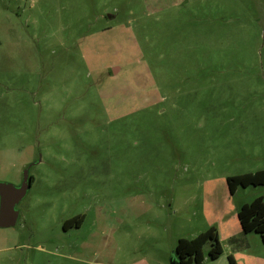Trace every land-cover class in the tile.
<instances>
[{"label": "rangeland", "instance_id": "obj_1", "mask_svg": "<svg viewBox=\"0 0 264 264\" xmlns=\"http://www.w3.org/2000/svg\"><path fill=\"white\" fill-rule=\"evenodd\" d=\"M27 167L0 264H171L264 194L226 183L264 168V0H0V182Z\"/></svg>", "mask_w": 264, "mask_h": 264}, {"label": "trees", "instance_id": "obj_2", "mask_svg": "<svg viewBox=\"0 0 264 264\" xmlns=\"http://www.w3.org/2000/svg\"><path fill=\"white\" fill-rule=\"evenodd\" d=\"M31 183L32 176H29ZM228 190L233 194L237 187L250 185H264V169L226 177ZM237 218L243 232L257 233L264 244V195L253 198L250 202L243 203L237 210ZM75 225H80L82 216H76ZM209 243L208 256L217 259L222 253V246L218 238L215 226L198 233L193 238H179L175 245L172 262L177 264H202L204 259L203 247ZM229 264H235L233 258L228 255Z\"/></svg>", "mask_w": 264, "mask_h": 264}, {"label": "crops", "instance_id": "obj_3", "mask_svg": "<svg viewBox=\"0 0 264 264\" xmlns=\"http://www.w3.org/2000/svg\"><path fill=\"white\" fill-rule=\"evenodd\" d=\"M261 169H264V168H257L253 170H243L242 172L236 173L234 175L247 173V172H254L257 170H261ZM247 187H244V188L246 189ZM237 190H238V187L236 188L235 192L231 195L234 196L237 193ZM261 195H264V194L254 195L252 196V199L257 196H261ZM251 200L249 201L242 200V201H237V202L234 201L233 204L228 203L229 208L226 209L227 215L225 219L221 221L219 225L217 226L218 238L222 246V254L230 255L233 258L235 264H240L238 260L240 258H243L247 262L250 261L251 263H252L253 258L255 259L259 258V259L264 260V244L262 243L260 236L255 232H243L240 226V223L238 221V218H237L238 208L243 203L250 202ZM262 264H264V262Z\"/></svg>", "mask_w": 264, "mask_h": 264}, {"label": "water", "instance_id": "obj_4", "mask_svg": "<svg viewBox=\"0 0 264 264\" xmlns=\"http://www.w3.org/2000/svg\"><path fill=\"white\" fill-rule=\"evenodd\" d=\"M28 169L29 167L25 168L19 186L0 182V227H10L16 222L18 216L16 204L25 196L31 185Z\"/></svg>", "mask_w": 264, "mask_h": 264}]
</instances>
